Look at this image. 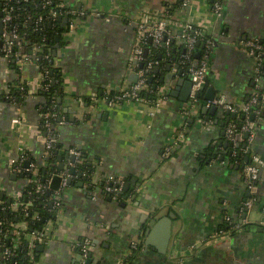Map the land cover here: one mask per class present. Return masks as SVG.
Returning <instances> with one entry per match:
<instances>
[{
    "label": "crops",
    "instance_id": "0c3cea01",
    "mask_svg": "<svg viewBox=\"0 0 264 264\" xmlns=\"http://www.w3.org/2000/svg\"><path fill=\"white\" fill-rule=\"evenodd\" d=\"M214 2L66 0L80 14L73 28L68 14L58 17L64 28L61 36L57 35L56 65L63 73V96L58 105L66 122L57 127V152L62 158L57 163L60 166L63 162L65 168L73 165L70 149L77 148L85 155L92 174L91 180L87 173L72 178L64 191L62 208L46 224L48 236L38 243L44 249H37L33 264H84L87 256L79 257L82 251L78 245L85 238L91 241L90 252H94L91 264H264V164L253 188L245 173L253 154L264 161V116L255 121L251 143L240 123L233 146L226 128L235 119L239 123L240 114L227 122V110L222 106L213 111L204 109L213 106L208 101L215 96L224 95L242 104L257 88L264 91V72L258 78L255 59L244 44L253 38L264 43V0H222L219 14ZM168 5L174 7L173 12L166 11ZM160 13L174 20L170 33L176 50L184 51L177 36L186 23L202 26L212 37L203 97L192 107L190 96L187 101L180 98L185 85L179 79L190 80V75L178 62L180 55L166 58L160 52L158 59L162 61H154L149 76L160 81L164 75L172 74L173 78L165 82L169 94L154 113L150 105L136 101L116 106L93 103L91 95L117 93L138 80L139 70L151 61L154 46L148 35L141 42V58L133 53L137 26L145 16L159 17ZM197 49L196 53L203 47L197 45ZM156 66L160 67L158 72L154 71ZM21 71L30 90L22 102L14 96L19 71L13 61L0 56V212L23 192L28 182L23 173L30 165H45L47 158L45 133L40 127V108L45 101L38 94L40 69L27 62ZM176 86L179 94L172 95ZM16 117L23 119V124L14 123ZM179 133L184 134L182 139ZM169 146L172 152L165 157ZM248 149L250 161L244 163ZM110 176L141 183L137 197L133 198L136 185L132 182L133 191L126 200L105 193L104 181ZM81 181L83 185H79ZM248 199L252 206L243 216ZM171 212L177 218L167 251L162 252L158 248L161 230L152 232V245L143 233L154 218ZM226 213L237 215L240 229L215 239L213 236L225 232L220 229L227 230L222 226ZM136 239L145 243L144 248L132 250ZM193 244L199 249L183 262L171 256L189 253Z\"/></svg>",
    "mask_w": 264,
    "mask_h": 264
},
{
    "label": "built area",
    "instance_id": "2783aa9c",
    "mask_svg": "<svg viewBox=\"0 0 264 264\" xmlns=\"http://www.w3.org/2000/svg\"><path fill=\"white\" fill-rule=\"evenodd\" d=\"M50 2L51 0H44V4ZM56 5L58 8L51 11V16L59 17L61 14H68L71 17L70 27L73 28L75 26V19L80 14L79 11L71 6H68L65 0L57 2ZM13 8V6L5 7L6 12L1 18L3 26L0 33V53L1 51L5 53L4 58L6 59H9L10 55H12L14 45L16 43L25 41L26 37L24 34L17 30L16 26L12 27L11 29H9L8 27V23L13 18ZM213 8L218 12V14L221 13L222 0H215ZM158 16L159 17L147 15L138 23L136 32L137 40L134 46L133 53L139 58H141L143 53L141 42H143L145 37L148 35L152 37L153 46L155 48L163 47L165 50L169 51L172 47L171 42L173 36L170 33V25L174 20L171 18V16L165 15L163 13H160V15ZM41 20L42 16H39L37 22ZM177 37L184 47V53L179 56L178 62L186 69L187 73L190 75V80L192 82L190 93V106L192 107L198 101L199 94L207 84L208 60L214 43L212 39H210L206 34L204 28L194 23H186ZM43 39H46V37L44 36ZM198 41L203 43L204 52L201 54V56L198 58L197 63L195 64L196 58L194 57V52ZM244 44L247 48V52L255 59L256 73L259 78L262 68H264V43H262L258 38H253L245 40ZM39 54H42L45 57H49L51 54L50 49L49 51H46L44 43H37L33 46V49L30 53L22 52L20 49L19 51H15L13 53V57L19 63L21 68L22 64L27 62H34L37 64ZM154 63V61H148L146 66L139 70L138 80L135 83L124 87L119 92L114 94L109 92H106L102 95L93 94L90 96L91 101L93 103L104 101L111 106H116L124 102L131 101L142 102L150 105L151 112L154 113L155 110H157L164 103L165 99L167 98V94H169L168 88L164 85L155 87L153 97H146L141 94L143 90L151 91V83H149L148 81V73L152 70ZM45 79L46 75H44V73L40 70L38 90H45L48 88V84L46 85L44 83ZM26 85L28 86L27 81L23 82L21 88H25ZM263 101L264 91L257 88L249 97V100L245 103L239 104L227 99L224 95H220L215 96L214 98L209 100L208 105H219L224 109L236 114H243L245 117V121L242 124L241 128L249 134L248 139L251 143L255 138L256 122L255 119L253 120L250 117L251 115H254L255 118L260 116L264 106L262 104ZM186 113L189 114V112ZM56 116V112L41 113V118L44 120V126L46 129L44 137L47 156L51 154L56 143L59 141L58 134L55 132L54 124L51 121V118H55ZM58 121L59 125L66 122V120L62 117H59ZM13 122L16 124H23V119H21L20 117H16L15 119H13ZM226 133L229 141L234 146L238 140L237 124L235 122H230L226 128ZM183 136V133L178 134L179 139H182ZM70 152L76 156V162H78L80 160V157L82 156L81 151L77 148H72L70 149ZM171 152L172 147L169 146L167 147L166 151H164L163 155L167 157ZM13 162L15 163L16 161ZM263 164L264 161L261 159V157L257 154H253L250 163L245 167L246 178L252 188L256 186L259 181V171L260 167ZM73 165H75V163H73ZM73 165L72 167H74ZM17 167L18 166H16V169ZM30 170L34 173V175L37 174L36 165H30L27 171ZM55 174H60L63 177L60 189L53 191V194L51 196L53 205H55L57 209L60 210L63 206L64 191L69 185L67 183V179L69 177H74L73 174L70 173V166L64 168V170L52 174V176L47 180L46 183H40L36 178H28V182H35L37 184V191L44 193L47 190H50L52 177ZM105 182L106 183L103 188L104 192L109 195L111 194L115 199H117L118 195H120L124 191L125 181L122 178L110 176L105 179ZM86 183H88V181ZM22 193L23 192H20L19 198H16V201L12 206L13 208H17V206L21 204L20 197L22 196ZM251 206L252 200L248 199L247 201H245L242 208L243 213L245 211L247 212L251 208ZM227 219H229V215L227 216ZM14 229V233L16 234V237L14 239V247L19 244L22 235H25V237L29 239V242L32 246L35 245V243L45 241L47 238V233L45 231H32L30 234L25 233V230L27 229V224L25 222L14 224ZM133 244L135 246V243ZM91 248V241L88 238L83 239L81 251L84 256H87L89 254ZM12 255H14L13 248L5 247L0 254V261L2 262V264H8L6 260L9 259Z\"/></svg>",
    "mask_w": 264,
    "mask_h": 264
},
{
    "label": "trees",
    "instance_id": "16d2710c",
    "mask_svg": "<svg viewBox=\"0 0 264 264\" xmlns=\"http://www.w3.org/2000/svg\"><path fill=\"white\" fill-rule=\"evenodd\" d=\"M59 1L61 0H51L50 3L44 4V0H0V19L6 12L5 7L13 6V18L8 23V27L9 29H11L12 27L16 26L17 30L26 36L25 41L16 43L14 45L12 55H10L9 57V60H11V62L13 61V63L17 67V70L19 71V77L16 81L17 86L15 87L14 92V96L18 99V101H24L30 94V91L27 85L25 86V88H21V85L25 81L21 76L22 71L20 65L14 59L13 53L15 51H19L20 49L26 52V49L31 46H34L37 43H44L46 51H49L50 49L51 54L49 57H45L42 54H39L38 56L37 64L39 65L41 72L46 75L44 83L46 85L48 84V88L45 90L40 89L38 91V94L44 96L45 98V101L41 103V112H56L57 114L55 118H51L56 133L57 127L59 125L58 119L63 115V109L60 110L58 105V98L60 96H63V73L61 71V68L56 65V55L54 54V49L57 43L56 37L57 35L59 37L61 36L64 28L60 27L61 25L58 21V16H51V11L53 9L58 8L56 4ZM166 11L168 13L173 12L174 7H172V5H168L166 7ZM39 16H42V20L37 22ZM44 36L46 37V39H43ZM209 38L212 39V37L210 36ZM171 43L172 47L169 51L165 50L163 47H152L149 60L158 61L161 63L162 60L158 59L160 52L165 55L166 58H170L175 54L181 55L184 53V51L180 49L176 50L173 45L174 43ZM196 50H198L197 44L194 52L195 58ZM203 52L204 50L202 49L200 52V56ZM4 55L5 53L1 51L0 56L4 57ZM263 72L264 68H262L260 74L262 75ZM151 73L152 70L149 71L148 77H150L149 75ZM148 81L149 83H151V91L143 90L141 94L146 97H153L155 87L163 85V83L160 81V79H158V77L152 82L148 78ZM202 97L203 94L200 93L198 96V100ZM262 104L264 105V101L262 102ZM263 116L264 106L259 117ZM259 117L255 118L254 116L255 121H257ZM240 119L241 121L239 123L236 119L234 121L237 124V127L240 125V123H244V115L240 114ZM40 127L45 133L46 129L44 126V120L42 118L40 121ZM59 145L60 141L56 143L51 154L47 156L45 165H40L36 163V175H34V173L30 170L25 171L23 173V176L29 179L36 178L40 183H46L47 180L52 176V174L61 171L60 166L57 163L59 159L57 152ZM87 162L88 161L86 160L85 155L82 153L80 160L78 162L75 161V165H73L75 168L73 178L78 179L80 173H87L89 175L88 179L91 180L92 169ZM70 168H72V165L70 166ZM124 181L126 183V179H124ZM105 183L106 182L104 181V185ZM48 191L49 190L44 193L37 191V184L33 181H29L24 186L23 193L20 198L21 204L17 206V208H13L12 206L14 202L13 204L12 202H10V204H8L9 208H7L5 211L0 212V254L5 247H12L14 252V255H12L9 259L6 260L8 264H33V261L37 259L38 243H35V245L32 246L29 240L25 237V235L21 236L19 244L14 247V239L16 237V234L14 233V224L25 222L27 224V229L25 230V233L28 234H30L32 231H45V227L48 220L53 218L58 212V209L55 205H50V200L53 191H51L50 194H48ZM124 194L125 190L120 195H118L117 199L123 198ZM110 196L114 198V196H112L111 194ZM236 217L237 215L235 217H232L234 221H238V218ZM222 226L227 227V222L225 221ZM46 236L48 235L46 234ZM79 244L80 245L77 244L78 247L82 249L81 241ZM0 264H2L1 261Z\"/></svg>",
    "mask_w": 264,
    "mask_h": 264
},
{
    "label": "water",
    "instance_id": "95a60500",
    "mask_svg": "<svg viewBox=\"0 0 264 264\" xmlns=\"http://www.w3.org/2000/svg\"><path fill=\"white\" fill-rule=\"evenodd\" d=\"M2 26H3V23L0 20V32L2 31V29H1ZM56 40L58 42L59 41V37H56ZM0 43H1V41H0ZM197 45H201L203 47V44L200 41L197 42ZM58 46H59V43H56L55 49H54V54L55 55L57 54V48H58ZM146 54L147 53L145 52V56H146ZM199 56H200V51L196 53L195 64L197 63ZM141 65L143 66V63ZM170 67H171V65H168V68L169 69H170ZM159 69H160V67L159 66H156L154 68V71L155 72H158ZM172 78H173V75L172 74H169L167 76L164 75V76L161 77V82L163 83V85L165 87L168 88L169 85H166L165 82L166 83H170V81H171ZM149 80L151 82L154 80L153 75L149 77ZM179 83H183V86L185 85L184 88L182 89L183 91H182V93L180 95V98L182 100H184V101H187L188 98H189V96H190V93H191L192 82H191V80H187L186 81V80H184V78H180L179 79ZM178 89H180L179 86H176L174 88V90H172V92H171L172 95L179 94L178 91H177ZM168 90H169V88H168ZM218 107H219V105H213L210 109L208 107H205L204 109H205V111H213V110H217ZM226 113L228 115L227 122H229V120L231 119V117H233V118H236L237 117V114L236 113L231 112L229 110H227ZM251 119H254V115H251ZM245 136H248V133H245ZM226 142L227 141H225V144H226ZM236 145L238 146V144H236ZM247 152H248V155H247L246 161L244 163L250 161L251 149H248ZM59 159L62 160V158L60 156H59ZM71 159L73 161H76V156L74 154H71ZM244 163L242 165H244ZM28 164H29V161L26 162V165H28ZM64 168H65L64 167V164H63V162H61V164H60V170H64ZM74 172H75V168L74 167L70 168V173L73 174ZM81 174L82 173H80V175ZM62 179H63V177L60 174L53 175L52 181H51V184H50V190L48 191V194H50L51 191H56V190H59L60 189V186H61V183H62ZM72 180L73 179L69 177L67 179V183L68 184H71L72 183ZM131 182L133 183V185H136V191H135L136 193H134L133 198H136L137 197V190L141 187V183H139V182H136V181L134 182V180L127 181L125 183V186H124V190H125V194L123 196V199L124 200L128 199L130 193L133 191L132 190V186H131L132 185ZM79 185H83V182L81 181L79 183ZM248 194H251V192H249ZM122 204L125 205L124 202ZM50 205H53V200L52 199L50 200ZM245 214L246 213H244L243 216H245ZM176 218H177V215L174 212H171L167 216L156 217L151 222H149L147 228L144 230V233H143V235L147 238V244L148 245H152V243H151L152 242L151 241V234H153L156 230L157 231H160L161 230V232H162V241L160 243L161 245H159L158 248H159L160 251L166 252L167 251V248H168V243H169L170 238H171V235H172V224H173V221ZM135 241H138V240L136 239ZM37 249L38 250H43L44 248H43L42 245H38ZM93 254H94L93 251L89 252V254L87 255V258H86L84 264H91V262L93 260ZM79 257L80 258H83L85 256L83 255V253H81L79 255ZM102 259H104V258L102 257ZM98 264H100L99 261H98Z\"/></svg>",
    "mask_w": 264,
    "mask_h": 264
},
{
    "label": "flooded vegetation",
    "instance_id": "af4514ba",
    "mask_svg": "<svg viewBox=\"0 0 264 264\" xmlns=\"http://www.w3.org/2000/svg\"><path fill=\"white\" fill-rule=\"evenodd\" d=\"M251 191V190H250ZM252 193V192H251ZM252 196V195H251ZM229 215V219H227V216ZM233 215H232V213H226V215H225V218H224V222L226 221L227 222V230H224V229H220V231L219 232H224L223 234H219L218 233V235L217 236H213V238H215V239H217V238H221V237H223V236H228V235H225V233L226 232H228L229 230H239L240 229V226L238 225V221H234L233 220ZM235 217V216H234ZM234 224H233V223ZM233 224V225H232ZM224 228V227H223ZM135 243V246H134V244L132 243V246H134V247H132V250H139V249H142V248H144V243L141 241V240H138L137 242L135 241L134 242ZM199 245H197V244H193L191 247H190V252L189 253H184V252H181L180 254H176V255H174L173 253L171 254V256L172 257H177V259H179L181 262H183L184 260H185V258L187 257V255H190V254H193L196 250H198L199 249ZM132 256H133V254L132 255H130V257H128V261L127 262H130L131 260H132ZM131 260H130V259Z\"/></svg>",
    "mask_w": 264,
    "mask_h": 264
},
{
    "label": "rangeland",
    "instance_id": "374dc122",
    "mask_svg": "<svg viewBox=\"0 0 264 264\" xmlns=\"http://www.w3.org/2000/svg\"><path fill=\"white\" fill-rule=\"evenodd\" d=\"M66 1V0H65Z\"/></svg>",
    "mask_w": 264,
    "mask_h": 264
}]
</instances>
